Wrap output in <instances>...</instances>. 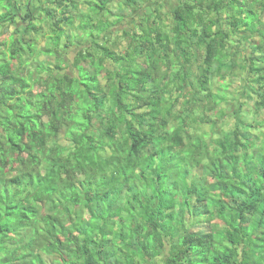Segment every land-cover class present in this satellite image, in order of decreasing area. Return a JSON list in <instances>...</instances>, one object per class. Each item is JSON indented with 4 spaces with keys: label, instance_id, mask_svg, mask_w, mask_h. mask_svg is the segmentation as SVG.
Segmentation results:
<instances>
[{
    "label": "trees",
    "instance_id": "1",
    "mask_svg": "<svg viewBox=\"0 0 264 264\" xmlns=\"http://www.w3.org/2000/svg\"><path fill=\"white\" fill-rule=\"evenodd\" d=\"M19 1L0 264H264V0Z\"/></svg>",
    "mask_w": 264,
    "mask_h": 264
},
{
    "label": "rangeland",
    "instance_id": "2",
    "mask_svg": "<svg viewBox=\"0 0 264 264\" xmlns=\"http://www.w3.org/2000/svg\"><path fill=\"white\" fill-rule=\"evenodd\" d=\"M25 1V0H24ZM20 2V4H22L23 3V1L21 0V1H19ZM26 2V1H25ZM32 2H34V6H33V9H34V11L36 12L37 11V9L38 8H40L41 7V5H44V4H47L48 3V1L47 0H33ZM40 21V20H39ZM36 23H38V22H36ZM39 26V25H38ZM237 39H235L234 41H236ZM242 45H244V48H246L247 47V44H245V40H243L242 39ZM246 50V49H245ZM249 53V52H248ZM249 55H250V53H249ZM235 86H236V84H235ZM208 128V127H207Z\"/></svg>",
    "mask_w": 264,
    "mask_h": 264
},
{
    "label": "clouds",
    "instance_id": "3",
    "mask_svg": "<svg viewBox=\"0 0 264 264\" xmlns=\"http://www.w3.org/2000/svg\"><path fill=\"white\" fill-rule=\"evenodd\" d=\"M235 40V39H234ZM237 41H238V38H237V40L235 41V43L237 44ZM246 44V43H245ZM242 45V44H241ZM242 46H244V45H242Z\"/></svg>",
    "mask_w": 264,
    "mask_h": 264
},
{
    "label": "crops",
    "instance_id": "4",
    "mask_svg": "<svg viewBox=\"0 0 264 264\" xmlns=\"http://www.w3.org/2000/svg\"><path fill=\"white\" fill-rule=\"evenodd\" d=\"M172 2H175L174 0H171Z\"/></svg>",
    "mask_w": 264,
    "mask_h": 264
}]
</instances>
